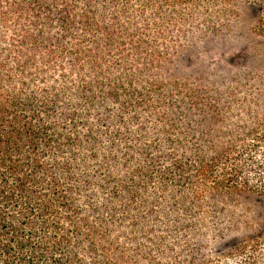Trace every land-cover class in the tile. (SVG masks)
I'll list each match as a JSON object with an SVG mask.
<instances>
[{"label":"trees","instance_id":"trees-1","mask_svg":"<svg viewBox=\"0 0 264 264\" xmlns=\"http://www.w3.org/2000/svg\"><path fill=\"white\" fill-rule=\"evenodd\" d=\"M0 264H264V0H0Z\"/></svg>","mask_w":264,"mask_h":264},{"label":"rangeland","instance_id":"rangeland-1","mask_svg":"<svg viewBox=\"0 0 264 264\" xmlns=\"http://www.w3.org/2000/svg\"><path fill=\"white\" fill-rule=\"evenodd\" d=\"M249 25L250 24H248L247 22L243 24L239 36L230 45L231 51H237V53L240 54L242 53V49H244L251 52L253 37L249 31Z\"/></svg>","mask_w":264,"mask_h":264}]
</instances>
